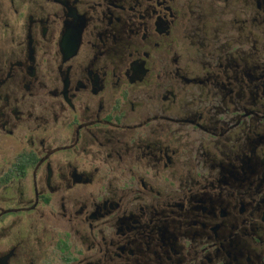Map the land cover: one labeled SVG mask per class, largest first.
<instances>
[{"label":"flooded vegetation","instance_id":"obj_1","mask_svg":"<svg viewBox=\"0 0 264 264\" xmlns=\"http://www.w3.org/2000/svg\"><path fill=\"white\" fill-rule=\"evenodd\" d=\"M0 264H264V0H0Z\"/></svg>","mask_w":264,"mask_h":264}]
</instances>
